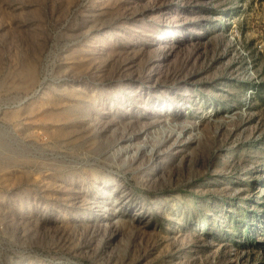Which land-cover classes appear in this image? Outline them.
Here are the masks:
<instances>
[{"label": "rangeland", "instance_id": "374dc122", "mask_svg": "<svg viewBox=\"0 0 264 264\" xmlns=\"http://www.w3.org/2000/svg\"><path fill=\"white\" fill-rule=\"evenodd\" d=\"M0 264H264V0H0Z\"/></svg>", "mask_w": 264, "mask_h": 264}]
</instances>
